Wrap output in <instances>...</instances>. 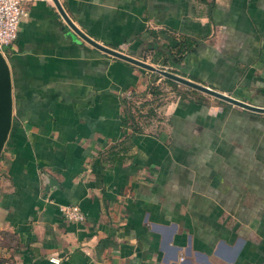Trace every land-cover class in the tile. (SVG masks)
<instances>
[{
  "label": "crops",
  "instance_id": "1",
  "mask_svg": "<svg viewBox=\"0 0 264 264\" xmlns=\"http://www.w3.org/2000/svg\"><path fill=\"white\" fill-rule=\"evenodd\" d=\"M58 2L98 45L264 109V0ZM3 56L0 264H264L263 113L202 93L125 127L131 103L173 85L88 43L54 3L28 7Z\"/></svg>",
  "mask_w": 264,
  "mask_h": 264
},
{
  "label": "water",
  "instance_id": "2",
  "mask_svg": "<svg viewBox=\"0 0 264 264\" xmlns=\"http://www.w3.org/2000/svg\"><path fill=\"white\" fill-rule=\"evenodd\" d=\"M56 8L58 9L59 13L62 15L64 20L67 22V24L84 40H86L88 43L96 47L97 49L101 50L102 52L111 55L113 57H116L118 59H121L125 62H128L132 65H135L137 67H140L142 69H145L147 71L157 73L167 79H170L178 84L184 85L190 89H193L195 91H198L200 93H203L205 95L211 96L215 99L221 100L223 102H226L228 104H231L233 106L242 108L244 110L252 111L255 113H263L264 109L255 108L253 106H250L246 103H242L240 101H237L228 95L222 94L220 92H217L209 87H205L203 85L197 84L195 82H192L188 79H185L183 77H180L178 75H175L173 73L161 70L159 68H156L152 65L146 64L143 61H140L138 59L132 58L130 56L112 51L106 47H103L101 45H98L94 41H92L90 38H88L85 34H83L69 19V17L66 15L64 10L62 9L61 5L59 4L58 0H53ZM12 122H13V96H12V78H11V70L8 63L7 58L3 56V54L0 53V157L2 155L3 149L7 143L11 128H12Z\"/></svg>",
  "mask_w": 264,
  "mask_h": 264
},
{
  "label": "built area",
  "instance_id": "3",
  "mask_svg": "<svg viewBox=\"0 0 264 264\" xmlns=\"http://www.w3.org/2000/svg\"><path fill=\"white\" fill-rule=\"evenodd\" d=\"M38 2L54 3L53 0H0V53L5 54L13 47L18 36V30L23 17L30 5ZM63 215L70 223H83L85 215L79 207L63 208ZM59 263V261H55Z\"/></svg>",
  "mask_w": 264,
  "mask_h": 264
},
{
  "label": "trees",
  "instance_id": "4",
  "mask_svg": "<svg viewBox=\"0 0 264 264\" xmlns=\"http://www.w3.org/2000/svg\"><path fill=\"white\" fill-rule=\"evenodd\" d=\"M191 49H192V44L190 42L184 40L183 42L179 43L176 55L169 56V59H171L174 62H178V61H180V58H177L176 56L180 55L181 53L185 54L184 52L190 51ZM166 81L168 84H171L173 86H176V84H177V83H175L169 79H166ZM150 94H151V98L153 97V98L158 99V95H160L159 94V88L156 86L151 87ZM150 99H148V101L147 100L141 101V103L140 102L139 103L133 102V105H132V103H131V105H129V116L127 117V120H125V122H124L125 127L126 126L134 127L135 128L134 130L139 132V131L143 130L144 128H146L147 126L152 124L153 119L149 118L148 113H144L145 109H146V105L150 103V101H149ZM155 112H156V110H155ZM155 112L151 111V114H154ZM145 114H147V115H145ZM140 116H143L142 118H144V119L147 118V122H142L140 120V118H141ZM144 116H146V117H144Z\"/></svg>",
  "mask_w": 264,
  "mask_h": 264
},
{
  "label": "rangeland",
  "instance_id": "5",
  "mask_svg": "<svg viewBox=\"0 0 264 264\" xmlns=\"http://www.w3.org/2000/svg\"><path fill=\"white\" fill-rule=\"evenodd\" d=\"M178 85V86H177ZM170 86V85H168ZM166 84L163 88L159 87V94L158 99L151 98L149 101L150 103L146 105V109L144 113L149 114V118H152L153 120L159 119V110L160 108H163L167 102L175 101L174 99L178 97H188V96H195V94L201 95L202 93L195 91L193 89H190L184 85L176 84V86H170L168 87ZM180 87V88H179ZM157 97V96H156ZM148 101V100H147ZM218 101V100H217ZM141 103V102H140ZM156 110V112H155ZM151 111H154V114H151ZM147 115V114H145ZM140 120L142 122H147V118H142L143 116H140ZM146 117V116H144Z\"/></svg>",
  "mask_w": 264,
  "mask_h": 264
}]
</instances>
